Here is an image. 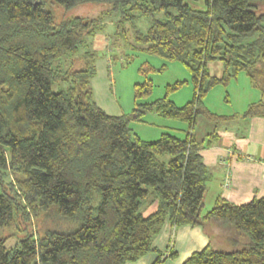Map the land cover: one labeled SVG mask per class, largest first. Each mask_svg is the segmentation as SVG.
Masks as SVG:
<instances>
[{
  "label": "trees",
  "instance_id": "16d2710c",
  "mask_svg": "<svg viewBox=\"0 0 264 264\" xmlns=\"http://www.w3.org/2000/svg\"><path fill=\"white\" fill-rule=\"evenodd\" d=\"M53 1L113 2L132 26L164 11L145 33L136 30V41L182 62L194 94L177 105L169 93L186 82L178 81L143 101L153 90L148 78L135 83L131 114H108L93 97L97 20L58 19L41 0H0V230L21 216L37 224L21 229L13 247L0 233V264H126L149 252H158L152 264H163L177 256L172 241L164 253L154 245L167 222L200 226L209 239L182 264H264V196L243 204L218 196L207 208L206 140L171 132L146 140L130 126L148 113L191 130L199 116L228 120L205 98L242 72L261 92L242 116L264 117V0H191L200 8L187 0ZM216 61L220 75L209 70Z\"/></svg>",
  "mask_w": 264,
  "mask_h": 264
},
{
  "label": "rangeland",
  "instance_id": "374dc122",
  "mask_svg": "<svg viewBox=\"0 0 264 264\" xmlns=\"http://www.w3.org/2000/svg\"><path fill=\"white\" fill-rule=\"evenodd\" d=\"M41 2L44 4L45 8L49 9L58 19L81 16L92 21L97 20L95 26L98 32L95 37L90 40L91 47L97 50L99 55V65L96 75L92 80L93 97L95 101L103 104L112 111L124 110L122 113L127 115L131 114L135 105V83L143 82L148 78L153 81V90L150 95L142 99L143 101L149 102L153 99L163 97L168 92L169 87L173 86L178 81L186 82L172 89L169 93V97L172 100H178L179 103L183 101V104L187 102L184 97H187L190 92L187 99L192 97L193 84L191 81V73L187 67L178 60L164 59L140 49L141 45L136 41V30L145 33L151 26L154 17L158 19L164 18V11L155 13L154 17L138 16L134 20V26H132L129 21L122 18L125 13L124 9L120 7L116 8L113 2L93 1L81 3L71 8H64L56 4L53 0H41ZM187 2L194 8L203 6L202 2L191 0H187ZM169 11L176 12V9L170 8ZM109 58L111 59V62L108 63V69L110 71L105 73L102 68V62ZM209 70L212 73L220 75L222 70L221 62H211L209 64ZM242 74L246 75V73L242 72L239 80L236 78L228 85L219 84L211 89V91H213L212 99L216 103L215 109H222L226 112H240L241 109L245 107V104L243 106V101H246V96L251 90L249 91L245 83H243L245 79H243ZM251 87L253 90H256L255 92L257 94L260 92L249 83V88L251 89ZM53 89L56 90L57 88L54 86ZM222 91L223 94H221ZM104 93H106L107 96L109 95L112 100L108 97L104 98ZM153 116L158 119L161 117L163 121L170 120L178 124H184L183 121L165 118L155 113H148L144 117V120L151 121ZM134 122L135 120L130 121L131 127L138 124ZM176 126L181 127V125ZM180 131L182 130L177 132L183 133ZM207 199V205L210 207V195H208ZM36 227L37 224H35L32 216L31 220L24 219L21 216L19 222L16 223V227L1 229L0 233L6 235V246L13 247L17 243V239L23 235L21 229L30 228L35 231ZM181 230L182 226L170 227L169 223H166L158 237L159 250L164 253L171 244V241L175 249H179L181 253L186 250L184 247L190 244V235L183 234ZM157 257L158 252H149L144 259L136 263L128 262L126 264H152ZM179 260L180 258L174 260L175 262H173V260H168L165 264H180Z\"/></svg>",
  "mask_w": 264,
  "mask_h": 264
},
{
  "label": "crops",
  "instance_id": "0c3cea01",
  "mask_svg": "<svg viewBox=\"0 0 264 264\" xmlns=\"http://www.w3.org/2000/svg\"><path fill=\"white\" fill-rule=\"evenodd\" d=\"M110 60L111 59L109 58L108 60H103L102 62V68L104 69L105 73L110 71L108 69V63L111 62ZM98 65L99 59L96 61V72ZM240 75L241 73L237 77L238 80L240 79ZM242 75L243 79H245V82L243 83H245V86L249 91L251 90L246 96V101H243V106L245 104V107H243L240 111L243 113L247 105L261 99V93L259 92V95V93L257 94L255 92L256 90H253L252 87L250 89V82L247 75ZM192 89L194 94V88ZM212 93L213 91L210 90L207 98H205L206 106L217 114L233 116L232 118L219 121L217 124H214L199 116L195 126L191 130L189 129L187 123L178 124L170 120L163 121L161 117L158 119L153 116L151 121L135 120L134 123L138 124L133 125L132 128L141 138L146 140L156 139L163 132H171L180 137H185L188 133H191V135H193L199 141L206 140L201 153L204 162L208 166L211 174V179L208 182L207 191L205 194V204L207 208H210L214 204L218 196H222L235 204H243L251 201L253 198H260L264 196V117H244L242 116V113L238 111L226 112L222 109H215L214 107L216 103L212 99ZM104 94V98L108 97L110 100H112L109 95L107 96L106 93ZM221 94H223V91ZM188 96L184 97V99L187 101L192 99V97L187 99ZM156 99H153L152 101ZM173 101L177 105L183 104V101L180 103L176 99H173ZM95 102L108 114H125L122 113L124 110L112 111L103 104L97 101ZM176 125H181V127H177ZM175 130H182L180 132L183 133H179ZM214 131H216V135L213 138L210 137L209 139L207 135ZM208 195H210V207L207 205ZM181 232L183 234L190 235V244L187 247H184L186 250H184L182 253L179 251V249H175L174 246L177 256L174 259L168 258L165 260V262H163V264H165L168 260H173V262H175L174 260L177 258H180L179 262L182 264V262L187 259L193 251L201 249L209 241L207 235L203 232L200 226L184 225L182 226ZM159 236L160 234L154 241V245L158 249ZM145 256L141 257L136 262L144 259Z\"/></svg>",
  "mask_w": 264,
  "mask_h": 264
}]
</instances>
